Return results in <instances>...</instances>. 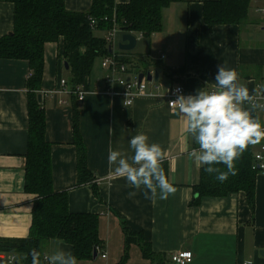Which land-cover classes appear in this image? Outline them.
Returning <instances> with one entry per match:
<instances>
[{
  "label": "crops",
  "instance_id": "crops-1",
  "mask_svg": "<svg viewBox=\"0 0 264 264\" xmlns=\"http://www.w3.org/2000/svg\"><path fill=\"white\" fill-rule=\"evenodd\" d=\"M116 4L129 0H114ZM214 0H183L162 10L161 30L149 38L140 34L132 51L118 50L124 34L118 31L111 53L128 60L126 79L156 73V81H146L143 94L125 106L123 89L105 82L107 71L96 68L85 78L87 90L82 101L68 93L72 85L63 76L60 57L62 40L44 47V67L40 86L41 108L45 116V137L51 144V174L54 192H65L72 214H95L98 218L97 252L91 260L77 264H156L143 254L139 243H146L155 256L190 251L187 264H264V173H257L253 205L244 192L225 197H199L195 186L199 170L184 149L199 148L182 131L181 117L167 106L171 88L182 86L188 95L199 89L216 88L218 65L237 72L239 83L254 98L264 97V0H250L246 20L240 25H218L209 29L203 21V3ZM91 0H64L66 10L85 12ZM13 30V5L0 1V39ZM97 38L106 36L105 30ZM119 52H116L114 48ZM135 55V56H134ZM101 62H102V57ZM139 61L137 74L130 68ZM69 71V68L68 70ZM31 71L25 61L0 58V239L21 240L28 236L35 195L24 191V156L27 150V81ZM167 78L168 80L164 81ZM64 80L65 87L59 82ZM169 81V82H168ZM79 87V86H78ZM53 91H65L53 94ZM252 102V101H251ZM244 102L243 108L264 126V100L261 107ZM78 114V132L86 151V167L91 182L77 185L76 147L73 115ZM144 133L149 144L157 143L166 152L162 166L174 192L155 204L146 198L147 189L131 186L125 178H113L108 164L109 149L134 154L129 146L132 136ZM262 141V140H261ZM254 144L253 154L259 144ZM135 192L134 196L130 193ZM151 193L148 192V196ZM126 231L136 233L127 241ZM139 239V240H138ZM141 239V240H140ZM70 252L71 245L58 239L47 241L40 252ZM102 255H105L103 258ZM14 264H26L19 254ZM75 257V256H74Z\"/></svg>",
  "mask_w": 264,
  "mask_h": 264
},
{
  "label": "trees",
  "instance_id": "trees-1",
  "mask_svg": "<svg viewBox=\"0 0 264 264\" xmlns=\"http://www.w3.org/2000/svg\"><path fill=\"white\" fill-rule=\"evenodd\" d=\"M13 5V30L0 39V58L25 61L32 73L27 81V150L24 156V191L35 195L31 209V224L27 238L0 239V253L24 256L32 264V250L41 252L43 245L58 239L72 246L76 260H91L97 252L98 218L95 214H72L68 211L65 192H54L51 174V144L45 137V116L38 102L44 67V47L62 40L60 57L68 64L72 88L83 85L90 75L94 60L106 57L110 44L94 36L95 29L108 31L113 15L118 31L140 34L149 38L161 30L162 10L183 0H129L116 4L114 0H91L85 12L66 10L64 0H0ZM250 0H214L203 3V21L209 29L218 25H240L248 15ZM106 19V20H105ZM90 20L95 22L92 28ZM127 64L128 60L122 59ZM78 114L73 115L74 145L76 147L77 185L91 182L92 174L86 167V151L78 132ZM253 147L249 145L235 161V175L221 182L217 174L199 170L195 192L199 197H225L244 192L253 205L255 178L252 169ZM222 172L223 164L213 165ZM163 167V166H162ZM164 168V167H163ZM165 175L166 169L164 168ZM136 233L126 231L129 242ZM139 240V239H138ZM141 240V239H140ZM139 246L144 255L156 264H163V256H155L143 241ZM166 264V262H165Z\"/></svg>",
  "mask_w": 264,
  "mask_h": 264
},
{
  "label": "clouds",
  "instance_id": "clouds-1",
  "mask_svg": "<svg viewBox=\"0 0 264 264\" xmlns=\"http://www.w3.org/2000/svg\"><path fill=\"white\" fill-rule=\"evenodd\" d=\"M238 81L235 70L220 64L215 76V90L199 89L195 95L180 94L169 102V107L182 119L183 133L199 145L198 149L189 151L186 146L184 150L198 167L207 165L205 171L217 174L216 178L221 182L230 174H236L235 161L249 145L264 139V126L243 108L244 102H251L253 97ZM124 104L126 106V101ZM148 140L146 134L138 133L129 140L134 152L132 156L109 149L107 159L113 178H125L137 190L147 189L151 195L146 192V198L155 204L157 189L159 199L163 200L174 192V188L162 167L167 152L157 143L149 144ZM219 164L225 165L227 171L213 166ZM134 195L135 192L130 193V196ZM44 259L48 264H77L76 258L63 250L45 254ZM32 264H41L40 253L35 249L32 250Z\"/></svg>",
  "mask_w": 264,
  "mask_h": 264
},
{
  "label": "built area",
  "instance_id": "built-area-1",
  "mask_svg": "<svg viewBox=\"0 0 264 264\" xmlns=\"http://www.w3.org/2000/svg\"><path fill=\"white\" fill-rule=\"evenodd\" d=\"M259 11L260 13L264 14V8L260 9ZM111 22H112L111 27L106 32V36L104 37L105 41L109 43L110 46L113 44L115 35L118 32L114 15ZM90 25L93 28L95 26V22L93 20H90ZM101 67L102 69L107 71L105 82L108 85L118 84L122 87L123 89L122 95L125 98L126 106H130L137 96L144 93L146 88L145 78H143L142 81H139L137 77L134 78L129 77V80L127 81L125 76L128 75V70L126 64L122 61L121 55L111 53L109 56L104 57L101 62ZM59 84L61 87H65L66 82L64 80H61ZM213 90L215 89H210L208 91H213ZM62 92L65 91H58V92L53 91L52 93L57 94ZM68 93L76 96L78 101H82L84 95L87 93V90L79 86L71 89V91H69ZM180 94H183L184 96H188V94L185 92L182 86H176L168 91L167 106L170 110L172 109L169 107V102L177 99V96ZM261 99L264 100V97L259 96L257 98H254L250 103V105L254 107H261V105L258 104V101ZM252 169L256 170L258 173H264V139H262L261 143L258 146V149L253 154ZM102 257L104 258L105 255H102ZM191 258H192V253L190 251H179L170 254L168 261L170 264H187V262ZM1 263L14 264V257L13 256L2 257ZM241 264H247V263H241Z\"/></svg>",
  "mask_w": 264,
  "mask_h": 264
},
{
  "label": "water",
  "instance_id": "water-1",
  "mask_svg": "<svg viewBox=\"0 0 264 264\" xmlns=\"http://www.w3.org/2000/svg\"><path fill=\"white\" fill-rule=\"evenodd\" d=\"M136 43H137L136 37L133 34H123L121 36V40L118 43L117 47H118V50H120V51L130 52V51L135 49ZM108 50L110 53L112 52L111 47H109ZM64 68H65V70H68V68H69L68 64L66 62L64 63ZM144 77L146 78V81H148V82H151L152 79L154 81H156V73L154 75H151L149 73H147V74L141 73L138 75V80L142 81ZM128 80H129V78H127V81ZM37 99H38V102L40 103L41 95H38Z\"/></svg>",
  "mask_w": 264,
  "mask_h": 264
},
{
  "label": "rangeland",
  "instance_id": "rangeland-1",
  "mask_svg": "<svg viewBox=\"0 0 264 264\" xmlns=\"http://www.w3.org/2000/svg\"><path fill=\"white\" fill-rule=\"evenodd\" d=\"M98 29H95L94 30V35L95 36H101V34L103 33V32H101V31H97ZM114 48L116 49L117 47H116V45H114ZM116 52H119L117 49H116ZM132 53L133 54H135V53H137V51H132ZM135 56V55H134ZM134 66L132 67V68H130V72H129V74H130V76H132V77H134V75H136L137 74V71H138V67H142V65L144 64L145 65V63H143V62H139V61H136V62H134ZM128 65V64H127ZM101 67V58L100 57H97L95 60H94V63H93V69H92V72H91V75H92V77L95 75V70H96V68L98 69V68H100ZM63 76L67 79V81L68 82H70L71 81V73L69 72V71H64L63 72ZM89 77H90V75H89ZM166 80H168L167 78H165L164 79V81H166ZM169 82V81H168Z\"/></svg>",
  "mask_w": 264,
  "mask_h": 264
}]
</instances>
